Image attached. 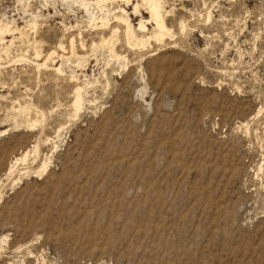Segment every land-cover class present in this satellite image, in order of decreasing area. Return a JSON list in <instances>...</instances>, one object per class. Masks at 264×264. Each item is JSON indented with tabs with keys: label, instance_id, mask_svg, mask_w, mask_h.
Wrapping results in <instances>:
<instances>
[{
	"label": "rangeland",
	"instance_id": "374dc122",
	"mask_svg": "<svg viewBox=\"0 0 264 264\" xmlns=\"http://www.w3.org/2000/svg\"><path fill=\"white\" fill-rule=\"evenodd\" d=\"M116 2L136 28L150 19ZM162 3L173 39L143 52L120 40L119 60L97 50L64 76L9 63L0 42V264H264V0ZM25 11L0 0V22L24 27ZM64 17L87 25L58 3L9 59L32 58L40 37L45 54Z\"/></svg>",
	"mask_w": 264,
	"mask_h": 264
},
{
	"label": "bare ground",
	"instance_id": "6f19581e",
	"mask_svg": "<svg viewBox=\"0 0 264 264\" xmlns=\"http://www.w3.org/2000/svg\"><path fill=\"white\" fill-rule=\"evenodd\" d=\"M18 1L20 4L25 5V9H27V11L24 13L29 14L30 19L25 22L24 27L19 26L14 20L0 22V42L3 46L1 50L5 53L4 56L6 57V60H9V63L23 64L29 62H38L39 64V61H42L43 63L41 65H37L39 68L42 67L43 69H51L53 73L58 76L65 75V66L67 63L74 62L78 67L86 68L90 63L93 53H96L95 51L97 50L107 52L110 55L109 57L111 60H119V56L117 55L115 48L120 40L124 42L126 48L132 51L136 50L138 52H143L152 48V43L156 45H162L166 39H173L174 37L172 32L168 29L166 23L165 15L167 13L166 10H164L162 0H136L137 4L133 8L132 15L135 17L140 16L142 18L143 14L141 10L147 11L150 15V19L147 21L143 20L142 18L137 25V28L132 24L131 16L125 11V9L117 7L119 10L118 13H113L114 9H109V3L112 1L117 3V0H42L45 3V5L43 4V9L47 13L46 16L42 11H38L37 13L30 11L31 5L27 3L28 0ZM132 1L133 0H122V2L127 5V7L133 6ZM139 2H141V4H139ZM58 3H61L63 6L66 5V7L68 6L70 9H74L76 11H83L87 15V25L85 28H80L81 26L79 27L80 22H76V25L73 26L71 22H69L70 19L68 17H64V20L60 22V26L63 30L62 37L58 40L55 46L49 47L45 54L43 50H45L47 45L46 42L40 37V40H37L36 38L32 41V58L25 54L9 59L10 57L8 52L15 42V36L19 35L21 38H28L29 32L36 35L40 20L45 18L48 19L50 17V10H56V4ZM56 12L57 11H55V13ZM72 12H74V16H77L75 11ZM97 12L101 14L100 17L96 16ZM113 24L115 25L112 26ZM149 25H152L153 27L151 31L148 29ZM108 29L110 30L108 36L101 35L99 36L98 40H93L89 46L86 44L85 38L92 36V34H96V32ZM10 37L12 40L5 42L6 39ZM8 44L9 46H6ZM78 49L83 51L89 50L92 54L88 55L87 52L79 54ZM0 61L2 62V56H0ZM74 78L75 77H72L73 80ZM83 92L84 89L78 86L75 88L73 107L76 113H79L81 109ZM28 109L29 108L27 107L22 108L21 112L25 115V112H28ZM35 121L36 122L32 126L43 123V121L40 122L37 121V119ZM7 132L8 130L0 132V136L6 135ZM38 150V146H36L34 147L33 152L37 154L39 153ZM29 154V151L25 152L21 157L15 159L11 165L12 167L9 171V176H11L16 166L27 161ZM49 166L50 159L45 161V163H43L41 168L35 172L34 175L45 174Z\"/></svg>",
	"mask_w": 264,
	"mask_h": 264
}]
</instances>
